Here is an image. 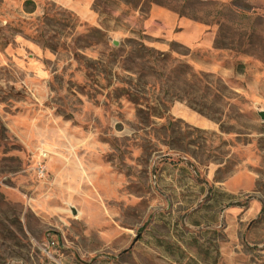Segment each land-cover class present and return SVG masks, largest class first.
I'll list each match as a JSON object with an SVG mask.
<instances>
[{
	"label": "rangeland",
	"instance_id": "374dc122",
	"mask_svg": "<svg viewBox=\"0 0 264 264\" xmlns=\"http://www.w3.org/2000/svg\"><path fill=\"white\" fill-rule=\"evenodd\" d=\"M26 1L0 0V264H264V0Z\"/></svg>",
	"mask_w": 264,
	"mask_h": 264
},
{
	"label": "trees",
	"instance_id": "16d2710c",
	"mask_svg": "<svg viewBox=\"0 0 264 264\" xmlns=\"http://www.w3.org/2000/svg\"><path fill=\"white\" fill-rule=\"evenodd\" d=\"M29 3H32V1H31V0H27V1H26V5L29 4ZM232 5H234V6H236V7H239V6L236 4V1H235V0L232 2ZM248 8H249V5H245L244 7H242L243 10H247ZM180 13H181V14H184V12H182V11H181ZM135 42H136V41H135ZM141 47H142L143 50L147 51V54H148V57H149V58L153 57V52H154V50H152V49L149 48V47H146V45H145L143 42H141ZM185 67L188 68V65H185ZM186 71H187V70H186ZM186 71H185V73H186Z\"/></svg>",
	"mask_w": 264,
	"mask_h": 264
},
{
	"label": "crops",
	"instance_id": "0c3cea01",
	"mask_svg": "<svg viewBox=\"0 0 264 264\" xmlns=\"http://www.w3.org/2000/svg\"><path fill=\"white\" fill-rule=\"evenodd\" d=\"M58 1H61V2H63L66 5L69 4L71 7L74 8L75 6L72 5V3H74V2L78 3V2H81V1H84V0H58ZM222 1L226 2V1H232V0H222Z\"/></svg>",
	"mask_w": 264,
	"mask_h": 264
},
{
	"label": "water",
	"instance_id": "95a60500",
	"mask_svg": "<svg viewBox=\"0 0 264 264\" xmlns=\"http://www.w3.org/2000/svg\"><path fill=\"white\" fill-rule=\"evenodd\" d=\"M261 116H262V118L264 119V112L261 113ZM136 240H137V239H135L134 243L136 242ZM134 243H133V245H134ZM133 245H132V246H133ZM132 246H131V247H132ZM128 250H129V249L125 250L124 252H127Z\"/></svg>",
	"mask_w": 264,
	"mask_h": 264
}]
</instances>
